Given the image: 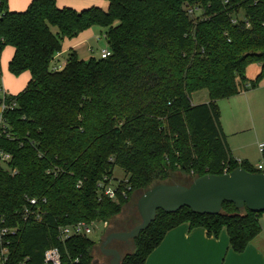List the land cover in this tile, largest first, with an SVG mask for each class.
<instances>
[{"label":"trees","instance_id":"trees-1","mask_svg":"<svg viewBox=\"0 0 264 264\" xmlns=\"http://www.w3.org/2000/svg\"><path fill=\"white\" fill-rule=\"evenodd\" d=\"M105 1V9L76 10L31 0L11 11L0 0V55L12 46L8 70L30 73L23 90L6 96L16 105L3 111L0 125V152L10 156L0 160V251L7 264H43L50 246L59 249L61 264H92L95 240H60L58 227L102 224L134 192L177 171L191 181L225 167L262 172L231 154L217 101L256 88L264 77V0ZM187 7L197 9L190 15ZM92 26L105 28L110 55L84 60L71 50L61 68L51 69L62 40ZM252 62L260 70L248 79ZM201 89L208 101L193 104L191 94ZM116 166L126 177L112 199L98 183H108ZM30 197L46 199L39 222L23 215ZM262 213L232 202L218 214L158 210L120 264H144L165 233L185 222L214 237L225 227L230 248L242 252L259 233Z\"/></svg>","mask_w":264,"mask_h":264},{"label":"crops","instance_id":"crops-1","mask_svg":"<svg viewBox=\"0 0 264 264\" xmlns=\"http://www.w3.org/2000/svg\"><path fill=\"white\" fill-rule=\"evenodd\" d=\"M30 1L7 0V6L11 11H22L28 6ZM55 2L58 7L67 6L76 10L90 6H100L103 9L107 7L105 0H55ZM103 39L105 40V28L100 26L89 27L81 31L76 37L64 38L61 50L55 54L51 63L55 66L64 65L67 59L66 56L71 50H75L78 57L80 53L83 55L91 53L92 49L98 47L96 45L101 43ZM81 46H85L82 51L80 50ZM100 48L104 49L105 47L100 46ZM13 53L14 48L6 45L0 55L2 88L0 96L2 93L16 95L25 88L30 78L29 71L14 75L8 70V63ZM254 89L242 91L234 96L217 101L220 104L221 127L234 158L233 148H238L241 144H233L231 146L227 139V134L237 135L246 131H254L253 141L254 144L257 141V145L263 141L261 139H264V134L256 128L253 116L249 113L256 110L253 95ZM207 101L208 99L205 100L199 97L197 102H193L191 95L193 104ZM244 157L241 159L248 161L247 156ZM260 162L262 160L258 163ZM259 221L261 224L259 233L242 252H235L230 248L229 237L225 227L222 228L217 237H214L208 235L203 227L191 228L188 223H182L165 233L161 242L149 253L144 264H264V218L260 216Z\"/></svg>","mask_w":264,"mask_h":264},{"label":"water","instance_id":"water-1","mask_svg":"<svg viewBox=\"0 0 264 264\" xmlns=\"http://www.w3.org/2000/svg\"><path fill=\"white\" fill-rule=\"evenodd\" d=\"M224 202H232L237 208L264 212V169L262 172H250L238 166L222 174L197 176L187 185L156 183L137 198L139 223L129 230L107 233L99 249L110 257L108 264H120L122 254L118 249L109 247V243L112 240L127 241L136 237L154 220L158 210L172 213L188 207L199 214H218ZM92 264H95L94 261Z\"/></svg>","mask_w":264,"mask_h":264},{"label":"rangeland","instance_id":"rangeland-1","mask_svg":"<svg viewBox=\"0 0 264 264\" xmlns=\"http://www.w3.org/2000/svg\"><path fill=\"white\" fill-rule=\"evenodd\" d=\"M106 8V7H105ZM98 47H94L91 53L79 54L80 59L87 60L89 56L99 57L100 54V46L108 48L106 41L103 39L101 43L96 45ZM85 49V46H81L80 50ZM92 54V55H91ZM65 57V55H64ZM67 57V56H66ZM63 61V60H62ZM58 67H62V65H58ZM260 70V63L259 62H252L248 64L245 68V76L248 79H253ZM193 102H197V99L204 98L205 100L208 99V93L206 89H201L193 92L192 94ZM200 95V96H199ZM254 102L256 105V110L254 112H249L253 116L254 124L258 130L264 134V77L260 80L258 86L254 89ZM196 104V103H194ZM218 104V103H217ZM220 107V104H218ZM254 108V107H253ZM220 110V108H219ZM248 113V115H249ZM247 115V113H246ZM244 115V116H246ZM259 135H261L259 133ZM254 131H246L243 134L231 135L227 134V139L230 142V145L233 144H241L238 148L234 149V156L237 160H242L241 158H245L247 156V160L252 165H257V163L262 160L264 161V154L259 151L257 141L254 144ZM261 143H264V139ZM126 177V173L120 167H114L112 178L108 183L105 185L109 187H114L118 181L123 180ZM191 178L184 174L181 171L175 172L166 183H180V184H189ZM140 192H134L129 199V202L123 207L122 211L112 217L111 219L107 220L105 224L95 223L92 226V232L88 234L90 238L95 240V248L93 250V261L95 264H108L109 257H106L99 249L101 241L104 239L107 233L112 231H122V230H129L133 226H135L140 221V216L136 209V201ZM262 218H264V212L261 214ZM114 245H119L122 254L128 253L133 251L134 243L132 239L127 240L126 242H121L119 240H112ZM122 245V246H121Z\"/></svg>","mask_w":264,"mask_h":264},{"label":"built area","instance_id":"built-area-1","mask_svg":"<svg viewBox=\"0 0 264 264\" xmlns=\"http://www.w3.org/2000/svg\"><path fill=\"white\" fill-rule=\"evenodd\" d=\"M228 0H225L227 2ZM197 8L195 7H187V11L190 15H192ZM235 20V19H234ZM233 20V21H234ZM110 55V50L108 48H104L100 50L99 57L100 58H105ZM58 68V65L55 66L51 63V69H56ZM1 92V91H0ZM6 96L7 94L2 93L0 96V125L3 123V111L7 108H13L16 103L15 101H12L10 103H6ZM259 151L261 153H264V143H259L258 145ZM10 158L9 154L7 153H2L0 152V160L2 162L7 161ZM240 162V160H237ZM257 169L263 171L264 169V161L258 163L255 166ZM227 171V167L224 168V172ZM12 172H15L13 170ZM98 186L102 188V193L109 198L114 199L115 198V190L114 187H109L105 185L103 182H99ZM27 205L24 206L23 208V215L25 218L30 217L33 218L35 221L39 222L42 219V215L44 213V210H42L43 204L46 203L45 198H35V197H30L27 198ZM34 207V208H31ZM106 221L102 223L105 224ZM95 224V222H85V221H78L73 224H68L64 226H59L58 227V238L60 240H64L68 237H71L73 235H88L92 232V226ZM6 231L5 228L0 229V233H4ZM13 231V230H12ZM7 254L5 248H2L0 251V264H7ZM43 264H61V255L60 251L57 247L55 246H50L47 249H45L43 253Z\"/></svg>","mask_w":264,"mask_h":264},{"label":"flooded vegetation","instance_id":"flooded-vegetation-1","mask_svg":"<svg viewBox=\"0 0 264 264\" xmlns=\"http://www.w3.org/2000/svg\"><path fill=\"white\" fill-rule=\"evenodd\" d=\"M120 241V240H119ZM121 242H126V241H121ZM109 247H114V248H116V249H118L119 251H120V253H121V250H120V246L119 245H114L113 243H112V241L109 243V245H108ZM122 246V245H121ZM122 254V253H121ZM123 255V254H122ZM106 257H109V256H106ZM109 259H110V257H109Z\"/></svg>","mask_w":264,"mask_h":264}]
</instances>
